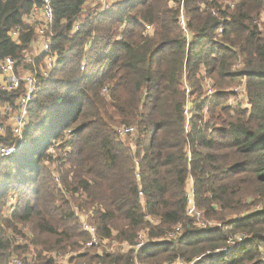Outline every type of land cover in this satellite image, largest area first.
I'll list each match as a JSON object with an SVG mask.
<instances>
[{
    "label": "trees",
    "instance_id": "1",
    "mask_svg": "<svg viewBox=\"0 0 264 264\" xmlns=\"http://www.w3.org/2000/svg\"><path fill=\"white\" fill-rule=\"evenodd\" d=\"M90 1L96 7L83 16ZM223 1L121 0L105 12L98 0L52 1L53 68L41 78L22 137L10 128L0 135V144L21 146L0 163V264L14 255L23 264H61L46 253L68 252L77 254L67 264H264V0L234 8ZM181 2L189 38L171 5ZM39 4L0 0V61H24L36 38L26 18ZM16 26L20 43L9 35ZM240 57L243 68L233 70ZM202 67L218 91L190 101L189 92L202 90ZM227 78L246 80L247 105L229 104ZM22 90L0 91V105H15ZM189 104L209 109L203 126L197 112L188 121ZM120 126L134 133L120 136ZM190 177L203 217L220 226L203 229L187 215ZM75 207L90 211L101 241L134 245L146 230L148 244L79 253L91 234ZM21 226L34 234L23 245L15 242ZM172 231L174 239L158 240ZM234 234L248 239L230 255L213 256Z\"/></svg>",
    "mask_w": 264,
    "mask_h": 264
},
{
    "label": "built area",
    "instance_id": "2",
    "mask_svg": "<svg viewBox=\"0 0 264 264\" xmlns=\"http://www.w3.org/2000/svg\"><path fill=\"white\" fill-rule=\"evenodd\" d=\"M53 0H40L39 5H35L32 9L29 16H27L26 20L31 24V26L36 31V38L31 43H39L40 51L37 56L29 55L25 52L24 56V63L31 64L30 68H25L24 71H21V63L18 59H15L12 56H7L0 61V91L2 92H15L19 90V88L23 87L22 93L20 94L18 100L16 101L15 105L10 103H4L0 105V114L4 117L0 120V135H5L8 131V128L11 129L12 134L16 137H22L25 127L29 123V108L31 101L33 100L37 90L41 85V80H38V75L41 78H45L49 75L50 70L53 68L55 62V55L51 49V32L50 27L55 18L54 9H53ZM119 1V0H116ZM115 2V1H114ZM113 2V3H114ZM112 0H98L97 10L99 12H105L110 9L111 5L113 4ZM180 5V4H179ZM216 14V11H214ZM179 24L183 33L190 37L189 29L187 25V15L185 13L184 3L181 2L180 7V17H179ZM80 23L77 22L75 25V29H79ZM150 28V27H149ZM218 32L222 33L223 28L220 27ZM9 35L11 39L16 42L20 43V27L16 26L10 30ZM37 43V44H38ZM43 55V62L45 67H40L37 70V60L38 58ZM23 67V66H22ZM237 95L239 94V90L236 89ZM234 94V93H233ZM242 97L240 96L239 99L236 98L230 101V105H238L243 104ZM10 121V124L7 125V122ZM134 128L132 127H125L121 130V135L126 136L127 134H133ZM21 146L18 145H7V144H0V163L5 159L12 157L14 154L18 152ZM139 174L137 177L139 178ZM141 195L142 192H140ZM187 197H188V208H187V215L193 217L194 219L200 220L203 216L202 211L197 207L196 200H195V189L194 186L191 185L187 189ZM12 204V199L10 201ZM14 210V205H11V211ZM83 229L91 234V240L87 243L88 247H95V245L99 244L101 241L97 236V229L95 225L91 224L88 221V216L86 221H82ZM220 226V225H219ZM201 228H208V224H205ZM177 236L176 232H170L165 234L162 238L158 239L159 241H169L174 239ZM147 233L141 232L139 233L138 239L134 245H130L127 242L123 244H127L130 249L139 250L140 248L146 246L148 244ZM247 235H239L230 237L228 240L230 246L225 247L222 249L217 250L213 256H218L220 254H231L234 252L236 247L241 246L246 240ZM201 257H198L196 260L198 261ZM10 264H23L21 258L14 255L11 257ZM139 264V263H137ZM173 264H196V261L187 262L181 259H178ZM228 264V263H224Z\"/></svg>",
    "mask_w": 264,
    "mask_h": 264
},
{
    "label": "rangeland",
    "instance_id": "3",
    "mask_svg": "<svg viewBox=\"0 0 264 264\" xmlns=\"http://www.w3.org/2000/svg\"><path fill=\"white\" fill-rule=\"evenodd\" d=\"M116 1V0H112V3ZM121 1V0H119ZM236 1L238 2L239 0H224L223 1V6H226L230 3V7L231 8H234L235 6V3ZM172 6L174 7H178L180 9L181 7V4H176V3H172L171 4ZM96 7V2L95 1H90L87 5H85V9L83 11V16H86L88 14V12L92 9H94ZM186 13V11H185ZM187 15V14H186ZM188 19V17H187ZM153 30V28L151 29V31ZM38 43V42H37ZM34 43L33 45L31 44L29 49L26 51L27 54L29 55H33V56H37L39 51H40V46H39V43ZM242 57H240V62L237 64V66L235 68H233V70H239V69H242L243 66H242ZM21 71H24V63L21 62ZM23 66V67H22ZM40 67H45V64L43 62V59L41 61H39V59L37 60V70L38 68ZM25 68H28V67H25ZM186 75V74H184ZM199 75H201V78H203L202 80V90L200 92H197L195 95H192L190 91V85H189V82L187 81L186 79V76L185 78L183 79V86L187 89V91L189 92V95L187 94V96L189 97L190 101L192 99H195L196 102H199L201 100L204 99V97H206L207 95L210 97L212 96L213 94H215V92L218 91L217 87H219L218 85L216 86L215 85V80L213 79L214 77H207V76H204V75H207L204 71V68L202 67L201 70L199 71ZM38 80H41V77L40 75H38ZM223 84H225V86H227L226 88L228 90V92H230V90H232V95H230L229 97L230 98V101L232 102V99L233 98H236L239 99L240 96H243L242 97V102L247 105V102H248V96H247V91L245 89V84H246V80L245 79H241V78H227L225 79L224 81H221ZM236 89L239 90V94L237 95V92H236ZM231 93V92H230ZM229 101V103H230ZM214 102V101H213ZM241 105V103H240ZM189 107L186 108L185 110V113L187 114V118H188V121H191L192 120V117H193V114L194 112H197L201 115H203V118L200 119L201 123L200 125L203 126L205 122L208 121L209 119V109L206 107L204 109H200V108H195L194 106H190V104L188 105ZM236 106V105H235ZM10 124V121L7 122V125ZM122 126H120L118 128V131L120 133V136H121V130H122ZM190 128V124L188 125V129ZM126 139H128L129 143H131L133 146H134V140H133V137H130V136H127ZM50 168L54 171L55 168H56V165H49ZM193 185L194 186V179L192 177L189 178L188 182H187V189L189 186ZM196 198V196H195ZM74 206V205H73ZM260 208L259 206H254V207H250L248 209V211L252 210V209H256V208ZM75 210H76V213L77 215L80 217L81 221H86L87 220V214H89V212H86V211H81L79 210L77 207H75ZM247 211V212H248ZM203 214V212H202ZM193 218V217H191ZM150 221L154 224V223H158V218L157 217H153L151 216V218H149ZM194 224L197 226V227H202L204 226L205 224H208V227H217L219 225H221V222L213 219L212 221H209V220H206L203 216L200 218V220L198 219H194ZM155 224V225H156ZM178 229V231H180L182 229V226L181 225H178L176 227ZM20 229H22V233L24 234V236H21V235H18L16 237V240L15 242L18 243V244H25L27 242L30 241V239H32L34 237V234L31 232V228L28 226H21ZM141 232H145L147 233L146 230H142L140 231ZM116 234V232L114 233ZM236 235H239V234H234V235H230V237H235ZM148 238V237H147ZM101 241V239H100ZM151 243V242H149ZM153 243V242H152ZM129 244V243H128ZM131 245V244H130ZM88 246H84V248L79 251V253H84L86 251H88ZM35 247L33 246L32 249H34ZM130 249V247L127 245V244H123L121 242H119L118 240H116L114 237H112L111 239H105L103 241H101L99 244L95 245V247H93V249H91V252H95V253H103V252H122V253H125V252H128V250ZM49 257L53 256V257H58L59 260H61V264H67L68 262H66V260L68 259V257L72 256V255H76L77 253H73V252H68L67 254H60V255H57L56 253H46ZM24 255H29L30 258L32 257L30 253L28 254H23Z\"/></svg>",
    "mask_w": 264,
    "mask_h": 264
},
{
    "label": "crops",
    "instance_id": "4",
    "mask_svg": "<svg viewBox=\"0 0 264 264\" xmlns=\"http://www.w3.org/2000/svg\"><path fill=\"white\" fill-rule=\"evenodd\" d=\"M89 2L86 3V5L88 4Z\"/></svg>",
    "mask_w": 264,
    "mask_h": 264
}]
</instances>
